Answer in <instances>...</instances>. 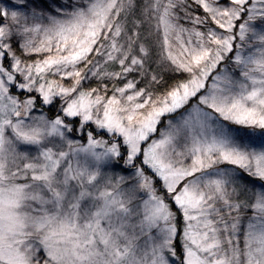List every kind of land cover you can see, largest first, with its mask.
Masks as SVG:
<instances>
[{"label": "snow or ice", "instance_id": "snow-or-ice-1", "mask_svg": "<svg viewBox=\"0 0 264 264\" xmlns=\"http://www.w3.org/2000/svg\"><path fill=\"white\" fill-rule=\"evenodd\" d=\"M0 264H264V0H0Z\"/></svg>", "mask_w": 264, "mask_h": 264}]
</instances>
